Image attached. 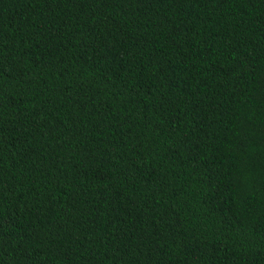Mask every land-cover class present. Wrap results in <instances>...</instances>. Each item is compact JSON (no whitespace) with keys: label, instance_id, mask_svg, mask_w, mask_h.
<instances>
[{"label":"trees","instance_id":"trees-1","mask_svg":"<svg viewBox=\"0 0 264 264\" xmlns=\"http://www.w3.org/2000/svg\"><path fill=\"white\" fill-rule=\"evenodd\" d=\"M0 264H264V0H0Z\"/></svg>","mask_w":264,"mask_h":264}]
</instances>
